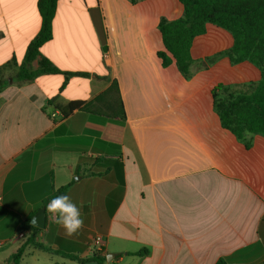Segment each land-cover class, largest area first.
Segmentation results:
<instances>
[{"label":"crops","instance_id":"crops-1","mask_svg":"<svg viewBox=\"0 0 264 264\" xmlns=\"http://www.w3.org/2000/svg\"><path fill=\"white\" fill-rule=\"evenodd\" d=\"M182 12L178 0H57L51 39L26 68L45 58L60 73L20 81L38 0H0V264L64 187L83 228L68 237L45 211L35 241L52 252L27 244L20 264H80L65 254L91 258L95 235L106 264H264V138L246 149L212 111L214 86L259 72L202 62L232 45L211 24L189 80L163 67L158 23Z\"/></svg>","mask_w":264,"mask_h":264},{"label":"trees","instance_id":"trees-1","mask_svg":"<svg viewBox=\"0 0 264 264\" xmlns=\"http://www.w3.org/2000/svg\"><path fill=\"white\" fill-rule=\"evenodd\" d=\"M183 6L181 17L175 20L160 19L158 30L161 34L164 51L157 52L163 67L172 62L185 79L193 76L197 61L191 56V46L196 37L205 34L208 24L229 33L232 45L223 51L206 57L202 62L212 65L222 58H227L231 65L247 62L259 72V79L253 82L237 84H217L212 89V111L218 116L220 125L229 131L238 143L249 149L256 136L264 138V0H178ZM57 0H38L41 16V28L29 43L25 53V63L19 68L17 79L29 81L42 73L55 74L60 71L47 59L41 58L38 68L29 71L26 65L37 59L41 46L51 39V23L55 15ZM68 75V74H67ZM86 75V74H85ZM115 90L114 83L106 92L94 100L101 101ZM114 102H117L114 99ZM119 109L122 103L119 101ZM119 114V113H118ZM251 135H245V132ZM67 187L58 191L49 201L64 195ZM27 230L29 237L15 253L2 264H20L24 247L29 244L35 249L52 252V250L35 241L36 231L29 221L20 226ZM58 253V252H55ZM144 251L136 255L142 256ZM80 264H103L104 257L93 256L80 259L65 254ZM214 264H227L219 258Z\"/></svg>","mask_w":264,"mask_h":264},{"label":"clouds","instance_id":"clouds-1","mask_svg":"<svg viewBox=\"0 0 264 264\" xmlns=\"http://www.w3.org/2000/svg\"><path fill=\"white\" fill-rule=\"evenodd\" d=\"M245 135L251 134L246 131ZM45 211L55 218V222L64 229L65 235L68 237L77 235L84 226L80 209L67 195L52 198Z\"/></svg>","mask_w":264,"mask_h":264},{"label":"built area","instance_id":"built-area-1","mask_svg":"<svg viewBox=\"0 0 264 264\" xmlns=\"http://www.w3.org/2000/svg\"><path fill=\"white\" fill-rule=\"evenodd\" d=\"M23 234L20 233L19 237H22ZM104 246H105V240L101 235H95L92 237L88 243L87 247L90 251V253L93 256L103 257L104 256ZM103 264H106V262H103Z\"/></svg>","mask_w":264,"mask_h":264},{"label":"water","instance_id":"water-1","mask_svg":"<svg viewBox=\"0 0 264 264\" xmlns=\"http://www.w3.org/2000/svg\"><path fill=\"white\" fill-rule=\"evenodd\" d=\"M31 224L36 228H40V229L44 228L45 226V209L44 208H42L35 214V216L31 220Z\"/></svg>","mask_w":264,"mask_h":264},{"label":"rangeland","instance_id":"rangeland-1","mask_svg":"<svg viewBox=\"0 0 264 264\" xmlns=\"http://www.w3.org/2000/svg\"><path fill=\"white\" fill-rule=\"evenodd\" d=\"M196 66H198V64H197ZM251 81H255V80H250V82H251ZM258 137H260V136H258Z\"/></svg>","mask_w":264,"mask_h":264}]
</instances>
